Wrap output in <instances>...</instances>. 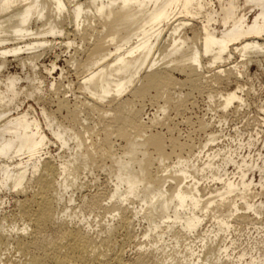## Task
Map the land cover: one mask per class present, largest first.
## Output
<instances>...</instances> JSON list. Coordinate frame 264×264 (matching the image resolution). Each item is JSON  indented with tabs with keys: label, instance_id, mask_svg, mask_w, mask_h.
<instances>
[{
	"label": "bare ground",
	"instance_id": "1",
	"mask_svg": "<svg viewBox=\"0 0 264 264\" xmlns=\"http://www.w3.org/2000/svg\"><path fill=\"white\" fill-rule=\"evenodd\" d=\"M70 28L66 48L77 39L84 55L70 59L84 101L70 104L63 89L58 115L44 105L39 114L22 110L21 95L42 101L44 80L35 68L54 43L48 38L71 35ZM12 62L30 72L4 75ZM251 63L264 64V0H0V204L19 195L14 218L22 222L6 231L9 216L0 217V264L9 251L19 256L13 264L262 263L247 250L231 261L224 240L238 227L264 226V201H254L264 195V178L254 184L246 176L262 173L264 160L235 161L231 149L213 150L222 137L214 130L198 145L152 131L193 92L217 99L220 118L234 104L237 111L245 102L239 80ZM55 67L45 68L47 75ZM55 82L48 86L57 95ZM148 97L163 119H142L135 106ZM52 142L69 157H53L46 148ZM228 164L237 180L221 173ZM94 171L106 173L109 187L81 195L78 211L68 212L74 197L63 205L66 194ZM87 213L110 220L91 234L90 225L72 223ZM136 222L146 224L140 235ZM131 245L139 249L126 259Z\"/></svg>",
	"mask_w": 264,
	"mask_h": 264
},
{
	"label": "rangeland",
	"instance_id": "2",
	"mask_svg": "<svg viewBox=\"0 0 264 264\" xmlns=\"http://www.w3.org/2000/svg\"><path fill=\"white\" fill-rule=\"evenodd\" d=\"M68 30L69 32L67 34L70 33L71 35L63 34L60 35L59 37L57 36L58 38L56 37L48 38L49 41H53L52 39H55L54 43L52 42V45L53 44L54 45L53 46L51 45L49 47L50 49H46L45 53H43L40 59L38 60L37 66L35 68V72L37 76L39 77L41 75L39 78L42 77L41 80L42 79L44 80L42 81L43 83L40 86L41 88L43 86L42 90L44 93L41 94L42 101L37 102V100H35L34 98H24V95H21L17 101L20 104H22L21 105L22 110L28 109L29 111L39 114L40 107L44 105L45 107L48 106L47 107L48 111H50L51 109L52 112L58 115L59 113L56 112L57 111L56 98L60 99L63 97L62 95H60V92L63 89H65L64 91L66 93L62 91L61 94H63L64 97H66V99L70 101V104H73L72 102L74 99L76 100V98H78V100L81 99L80 101H84L85 95L80 93L81 91L78 90L79 86H77V83H80L81 76L77 75L78 73L76 71V67L73 66L74 64L73 60L72 62H70L71 56L74 57L75 56L74 54L77 51L78 52L81 51V49H79V47L81 46L80 44H78L79 41L76 39L75 43L70 46L71 48L69 49L66 48L65 44L66 41L68 40H65L64 38L65 37L69 38V40H72L73 38V34L70 31L71 28ZM80 53L78 54L76 53L78 59L79 58L82 59L84 56L82 53L80 56ZM53 62L55 63L56 67L52 75L49 76L47 75L45 68H50ZM237 62H239V60H237ZM208 70L209 73H206L205 76L212 75L213 68H210ZM28 71H29L28 69L22 70L14 62H12L7 67V69L4 70L3 74L6 75L9 73V74H17L19 76H24L26 73H28ZM175 77L181 80H183L184 78L183 76H179V75H175ZM53 80L54 82L57 81V83L55 82L56 84L55 86L59 88V92L57 93V95H55L56 93L53 92V90H50L48 86V84L53 82ZM20 84L22 86H26L24 82H21ZM57 84H60L61 86H58ZM229 85L227 87L222 86V89L224 90V87L226 89H234L235 86L234 83H231ZM239 85L242 88L245 102L242 103V105L237 108V111H234L235 104L230 108H228L227 110H225L223 114L224 115L223 118H220L222 112H220V109L217 107L218 100L215 99L213 102H209L205 93L200 94L198 92L197 93L193 92L190 96L187 97L189 99L186 98L187 101L185 100L186 103H184L186 104L184 105L185 108L183 106V109L181 111L175 112V110L171 109L168 112H166L167 115H165L164 113L165 115L164 118L166 117L168 120L166 118L163 119V114L158 112L157 103L156 102L153 103L154 101L151 100L149 97L146 99H150L151 101L144 99V102L143 101L139 102L141 103V105L137 103V105H140L142 108L137 105L135 106V108L136 109L139 108L142 110L141 117L142 119H144V121H147V118H152L153 115H156L159 119H163L162 121H164V123L166 122L165 125L160 120L159 126L156 125L155 128L153 127L152 131L161 132L164 135H167L168 137L169 135H173V137L179 139L180 143H186L190 140L191 142L189 141V143L198 145L200 143H204L207 134L210 131L214 130L217 132V134L220 135V137L221 136L222 137L220 138V140H218L216 143L213 144L214 147L210 146V148L212 147L213 150H217L220 147H223L225 150L231 149V151H233L232 157L235 161H240L242 158H245L248 163L251 162V163L261 164L262 160H264V64L258 65L255 63H251L247 67L246 73L243 76V78L239 80ZM210 86L213 87L212 84H210ZM182 90L184 93L189 92L188 88L185 87ZM160 104H161V100L159 101L158 105ZM63 114L64 111L61 112V115ZM200 121L210 122L211 126L208 127L206 130L205 129L203 130V128L200 126L199 123ZM90 122L92 123L91 120L87 121L86 122L88 123L87 125L93 126V123L90 124ZM161 123L162 126H160ZM168 129H171L172 132L171 131L168 132ZM251 140L253 143L250 147H248V143L251 142ZM53 142L51 143V145L49 144L46 147L48 148L47 151L50 152L52 156L53 155L56 156L58 154L59 156H61V154L63 156L66 155V159H67L69 157V151L65 148L60 149L58 144H55ZM117 144H120V141H116L115 145ZM242 144H244L243 147ZM70 145L71 147L69 148H72L71 143ZM117 146L115 148H117ZM171 159L172 161L175 160V155H173ZM222 166H224L223 167L224 169H222L221 173H223V170L224 171L226 170V174L228 175V177L237 180L236 173L238 172V170L233 164H228L227 166L222 165ZM82 175L80 177L79 184H82L83 186L81 185L78 186V188L76 187L73 190H69V192L66 194L63 200V205H64V203H66V200L68 199L69 196L72 195L74 197L71 204L66 203V206L70 207L68 212L78 211L81 195L87 194L88 192H89L88 194H94L97 192L96 190L104 189V187L106 188L109 187L110 185L108 183L107 175L104 171L101 172L94 171V173L92 172V175L91 173L89 174L84 173ZM246 176L249 180H253L254 184H257L260 177L264 178V171L260 173L256 169H251L250 171L247 172ZM105 184L106 186H104ZM100 186H104V187H100ZM255 189L257 190L256 192ZM254 192L255 193L260 192L258 186L254 188ZM262 193L264 194V189ZM7 195L8 196L2 198L3 204H0V217L6 215L9 216L8 221L4 223L5 226L4 230L15 232L16 229L15 228L12 229L11 227L17 225L18 228H21L20 224H22L19 218L17 217L14 218L15 217L14 214L17 212L16 201L18 200L19 195H14V196L9 194ZM260 199L264 201V195L257 196L254 199V201L258 202L260 201ZM262 216L259 219V221L264 219V214ZM65 219L67 221L73 220L72 223H77L80 226L90 225L91 227L90 233L93 234L100 230L101 226L98 227L99 223L100 225H104L108 223V220H110V216L106 215V218L104 217L97 218L95 217V215L89 216V214L87 213L86 219L83 222L79 221V219L77 218L72 220L70 218H65ZM145 228H146V224L144 222L135 223L134 229L137 234L140 235ZM261 228H264V226L256 225L253 227L251 225H247V226L238 227L237 230H233L234 235L233 234L230 235L232 237V240H230L231 238L230 236L228 238L229 240L228 239L227 241L224 240L225 244L228 243L227 245L231 246V249L233 248L230 251V254L232 255L230 257L232 259V260L230 259L231 261L233 262L236 261V257L239 255L238 253L242 252L241 250L243 251L247 250L246 252L249 253V255L247 256L248 258L249 256H252L256 260L259 259L262 260V263L260 261L258 262V264L264 263V241H263L264 236L263 233L260 231ZM140 242H145V240H140ZM194 243L195 245L199 244L196 240L194 241ZM231 243L233 244L231 245ZM137 249H139V247L134 245L127 247L125 251V258L130 259L131 257H133ZM6 253H7L6 256L7 255L9 256V257L7 256L6 258L10 260H8V263L6 260H4L3 262L4 264H13L12 263L13 261L15 262L17 259H19V256L17 257V253L14 254V252L12 251ZM259 255L260 257H258ZM247 257L246 259H248Z\"/></svg>",
	"mask_w": 264,
	"mask_h": 264
}]
</instances>
